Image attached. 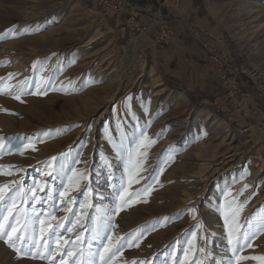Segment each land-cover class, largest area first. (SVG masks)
Segmentation results:
<instances>
[{
	"label": "rangeland",
	"instance_id": "1",
	"mask_svg": "<svg viewBox=\"0 0 264 264\" xmlns=\"http://www.w3.org/2000/svg\"><path fill=\"white\" fill-rule=\"evenodd\" d=\"M0 4V224L39 215L38 242L40 221L45 236L61 225L35 258L0 239V264H102L105 245L120 247L108 264H229L233 198L251 243L239 255L264 257V0H199V22L177 31L142 0ZM142 14L162 22L153 49ZM182 32L193 47L173 55Z\"/></svg>",
	"mask_w": 264,
	"mask_h": 264
},
{
	"label": "snow or ice",
	"instance_id": "2",
	"mask_svg": "<svg viewBox=\"0 0 264 264\" xmlns=\"http://www.w3.org/2000/svg\"><path fill=\"white\" fill-rule=\"evenodd\" d=\"M17 99L19 98L18 96L16 97ZM23 147H28L27 145H21L18 146L16 148V150L18 152H21L22 154V148ZM35 150V149H33ZM53 160H55L56 158L53 157ZM10 168L12 166H9ZM3 166H0V174H3L2 172ZM73 173V176H75L76 170L72 169L71 170ZM8 174H11L10 172ZM51 172L48 173L49 176H51ZM69 183L71 184L72 182V177L70 176L68 178ZM129 183H132V181L130 180ZM121 187H123V185H121ZM247 187V186H245ZM8 188V185H3L0 186V201H3L5 199V189ZM41 190H44L43 188ZM29 191L33 192V198H35V189H30ZM22 194V190H20L19 188L16 190V195L12 196V207H15V199L17 196H20ZM145 194H147V192H145ZM61 196L65 195V192H61L60 193ZM137 195H139V193H137ZM234 201L235 198H233V201L228 202L227 205V211H225L223 213L224 215V223L225 226L228 228V243L231 246L230 250L232 252V257L234 259H230L229 260V264H238L239 260L242 259H255V260H264V257H243L240 256L239 253H241L243 251V249L245 247H251V243L249 242L250 238L248 236L247 233L244 234L243 236V243L241 242V235L240 233L242 232V225L239 223V214L242 211L243 208V204H239L234 206ZM23 202V201H22ZM9 212L12 211V208L10 207L8 209ZM192 211H195L194 209ZM8 217L5 216L4 220H7ZM40 220V216L39 215H34L32 217H27L25 216V221L23 224L20 223V220L17 219V224L20 225L19 227L16 226H12L11 227V231L10 232H5L4 229V225L0 224V239L5 238V236H7V239L5 240V242L8 244L9 247H12L15 249V251L21 255H32L33 258H35L36 256H42V253L40 251H31V249H40L42 246L47 248L48 247V239L50 237H55L57 235L56 233V228L60 227V223L57 222L56 225H48V235L45 236V232L46 229L43 227V221L41 222V236L39 238V242L37 240L36 237V227L35 224L36 222ZM261 223L264 224V217L261 218ZM31 231L32 236H31V244L30 247L29 245V237L26 235L27 232ZM68 231H71V229H68ZM15 235V239H13V234ZM99 235V233H97V236ZM96 236L93 237V239H95ZM80 237L77 236V240H79ZM104 239H111V237H105ZM17 241H19L22 245V247H16V243ZM57 244L60 243V240L57 239L56 241ZM68 241H64V244H67ZM120 251V247L118 246L116 248L115 251H111V249L105 245L103 247V251L99 253L100 255V259L102 261V264H108V261L105 260L103 253L104 252H111V255L108 257V260H112L115 258V256L117 255V253H119ZM198 252L205 254V258L207 257V251L205 248H199L197 249ZM49 255H51V250H49ZM68 256H75L74 252H67ZM95 255V254H93ZM185 256L187 257V251L185 252ZM61 264H64V262L62 261ZM76 264H83V262L81 261H77ZM88 264H95V261H89ZM195 264H204V261L201 259H197Z\"/></svg>",
	"mask_w": 264,
	"mask_h": 264
},
{
	"label": "crops",
	"instance_id": "3",
	"mask_svg": "<svg viewBox=\"0 0 264 264\" xmlns=\"http://www.w3.org/2000/svg\"><path fill=\"white\" fill-rule=\"evenodd\" d=\"M143 3H145L147 6L150 7H154L155 9L158 10H163L165 13H167L169 15V18L167 19V22L172 26H170V28H174L176 31L179 30H183L185 28V23L183 21H185L186 23H188V21L190 19H193L196 24L199 22V17H198V9H199V0H178V5H173V3L175 1H168L165 0L164 2H161V0H142ZM138 19L143 22L145 25L148 26V32L151 33L150 35H148L147 33H145L144 31L142 33H140V37L141 40H146V42L144 43L146 45V48L149 47L150 49L153 47L155 48L158 44V39L157 40H153V36L155 35V32H159L160 28H162L160 26V24L162 23L160 20L158 19H153L151 17L148 16V14H142L140 17H138ZM183 20V21H182ZM115 25L119 27V33L121 34V37L124 39L125 35L127 34L128 36L133 35V32L130 29L125 28L124 26L122 27V25L124 24V16L122 18L116 19L115 18ZM177 25V27H176ZM170 29V30H171ZM171 33V31H170ZM168 39V37H167ZM174 39L179 40V44L177 43V45H179V47H176V49H172L170 50V52H174L172 53L173 55L176 53H181L182 48L187 45H191L192 44V40L190 38V34L189 32H182L180 33V35L178 34L177 37H174ZM169 40V39H168ZM184 42V43H183ZM155 44V46H153L152 44ZM182 47V48H181ZM193 47V44L190 46ZM163 54V52H161ZM158 54V53H157ZM156 54V55H157ZM170 55V56H173ZM158 56H162V55H158ZM167 56L166 55V62H164L165 68H167L171 62L172 57ZM247 126H249L248 123H246ZM248 128V127H247Z\"/></svg>",
	"mask_w": 264,
	"mask_h": 264
},
{
	"label": "built area",
	"instance_id": "4",
	"mask_svg": "<svg viewBox=\"0 0 264 264\" xmlns=\"http://www.w3.org/2000/svg\"><path fill=\"white\" fill-rule=\"evenodd\" d=\"M113 1V5H118V6H121V5H123V1L124 0H112ZM227 65V66H226ZM225 65V68H226V70L223 72V74H222V77H223V79H225V80H227V79H232V80H234V82L238 79V75L236 74V73H234V74H232V75H230V76H228V74H230V73H228V72H233L234 71V67H232V66H230V65H228V64H226ZM233 83V82H232ZM232 83H230L229 82V84H232Z\"/></svg>",
	"mask_w": 264,
	"mask_h": 264
},
{
	"label": "bare ground",
	"instance_id": "5",
	"mask_svg": "<svg viewBox=\"0 0 264 264\" xmlns=\"http://www.w3.org/2000/svg\"><path fill=\"white\" fill-rule=\"evenodd\" d=\"M0 6H1V4H0ZM261 15H262V14H261ZM263 16H264V14H263ZM250 162L257 163V161L254 160V159L250 160ZM257 164H258V163H257ZM248 165H249V163H246L244 169H247V168H248ZM254 165H255V164H254Z\"/></svg>",
	"mask_w": 264,
	"mask_h": 264
}]
</instances>
